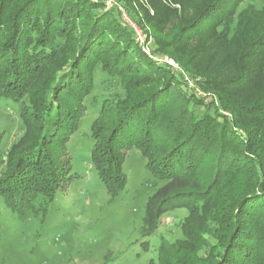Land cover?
<instances>
[{
	"label": "trees",
	"instance_id": "trees-1",
	"mask_svg": "<svg viewBox=\"0 0 264 264\" xmlns=\"http://www.w3.org/2000/svg\"><path fill=\"white\" fill-rule=\"evenodd\" d=\"M147 1L154 14L125 0L128 16L218 104L145 54L102 0H0V97L28 100L0 201L20 220L30 212L44 220L58 188L77 177L66 144L99 69L125 91L103 98L91 124L90 161L109 199L126 185L124 152L135 146L162 182L146 201L149 232L168 210L188 209L184 238L162 240L157 264H264V5L170 0L182 6L177 13Z\"/></svg>",
	"mask_w": 264,
	"mask_h": 264
},
{
	"label": "rangeland",
	"instance_id": "rangeland-1",
	"mask_svg": "<svg viewBox=\"0 0 264 264\" xmlns=\"http://www.w3.org/2000/svg\"><path fill=\"white\" fill-rule=\"evenodd\" d=\"M102 1L105 9L117 8L121 12L145 54L184 76L188 80L187 88L196 96L204 100L211 97L218 104L216 95L202 86L199 77L190 75L173 57L156 50L151 31H144L128 16L125 0ZM140 1L154 14L147 0ZM161 1L177 13L182 12L179 4ZM248 4L259 8L264 0H244L239 9ZM172 25L166 28L171 29ZM137 30L141 38L138 40ZM191 47L190 43L188 49ZM227 74V71L221 73L220 78ZM124 93L118 77L95 70L94 87L84 100L86 110L66 144L71 172L77 177L58 188L44 220L34 212L20 220L0 201V264H157V247L162 240L175 242L184 238L182 223L188 215L186 207L165 212L158 227L150 232L144 225L147 198L162 182L150 175L146 160L135 146L124 152L127 182L113 200L109 199L105 185L91 165V124L101 101ZM22 102L28 103L27 98L14 101L0 97V174L5 172L7 151L23 133L19 116Z\"/></svg>",
	"mask_w": 264,
	"mask_h": 264
},
{
	"label": "built area",
	"instance_id": "built-area-1",
	"mask_svg": "<svg viewBox=\"0 0 264 264\" xmlns=\"http://www.w3.org/2000/svg\"><path fill=\"white\" fill-rule=\"evenodd\" d=\"M136 38H137V40H138V39H141V38H140V33H139L138 30L136 31ZM185 79H186V78H185ZM186 81H188V80L186 79ZM188 83H189V82H188Z\"/></svg>",
	"mask_w": 264,
	"mask_h": 264
}]
</instances>
